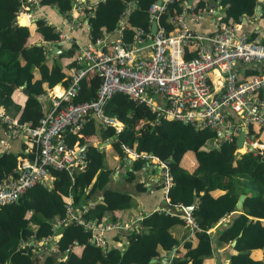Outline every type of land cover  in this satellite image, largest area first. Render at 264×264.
I'll list each match as a JSON object with an SVG mask.
<instances>
[{
	"label": "trees",
	"instance_id": "trees-1",
	"mask_svg": "<svg viewBox=\"0 0 264 264\" xmlns=\"http://www.w3.org/2000/svg\"><path fill=\"white\" fill-rule=\"evenodd\" d=\"M127 1H131V4L125 16L123 39H130L138 26L149 28L151 19L147 9L153 0L97 1L91 14L81 10L88 24L90 38L113 31ZM209 1L195 0L191 6L200 10L207 7ZM72 2L40 0L42 4L56 6L65 15ZM217 4L220 5L221 20L239 22L242 16L253 13L257 0H217ZM18 5V0H0V104L12 116L18 113V120L34 125L43 114L41 102L36 96L44 93L45 87H51L59 81L66 84L67 76L57 57L48 61L45 50V44L58 38V30L42 18H36L31 22V27L41 42L24 44L25 38L30 35L29 26L11 21ZM260 5L264 17V1ZM183 6V0L168 1L157 16L158 22L166 29L172 28L168 17ZM261 42L264 43V37ZM61 55L69 57L66 68L77 65L70 48L56 54L58 57ZM34 71L37 77H34ZM98 83L99 77L95 73L83 75L79 79L75 100L92 97ZM18 85H23L25 90L21 106L11 98L12 91ZM102 108L106 114L120 119L121 130L114 133L110 126L101 128L100 123L95 124L93 118L88 117L80 130L82 136H66L69 143L75 138L80 142L88 141L84 149L87 162L83 169L74 170L71 176L65 170L53 169L51 186L46 180L37 182L25 189L16 200L0 204V264H162L160 252L170 250L177 242L168 227L176 223L183 224V221L179 214H169L160 208L142 214L135 226L127 230L123 246L110 245L102 250L90 242L89 230L71 222L56 228L59 235L54 242L55 252H42L33 250L30 244H19L21 240L39 239L52 231L51 222L65 213L66 196L71 197L73 204L81 205L94 191L100 190L101 198L93 200L85 212V216L96 224L108 222L103 217L105 212L128 207L131 199L129 193L106 186L113 168L111 164L105 163V155L109 151L114 152L124 161L126 157H123L120 143L136 152L142 150L167 161L172 178V184L166 192L170 205L193 203L189 213L198 225L194 231L197 241L191 245L186 240L183 254L172 255L168 264H202L203 257L211 253L206 229L221 216L234 210L238 211L231 214L227 225L215 232L216 239L221 242L234 240L232 248L236 251L229 254L228 264H261V260L249 255V249L264 247V146L257 154L242 151L236 155L234 141L216 145L215 133L211 128H194L176 119H156L149 106L119 91L111 93ZM97 125L99 127L96 129ZM253 126L258 128L257 135L264 129ZM249 129L252 131V128ZM94 133L100 141L111 137V147L106 149L90 143L95 139ZM206 140H211V143L206 145ZM182 155L189 162L193 161V165L189 168L182 165ZM26 156L21 151L1 150L0 144V180L10 175L12 168ZM145 160L134 158L130 168L125 171V179H132L134 169L139 168ZM157 185L161 191L160 185ZM216 189L224 191L214 194ZM240 193L245 195L237 209L235 202ZM112 219L110 217L109 221ZM151 258L155 260L151 261Z\"/></svg>",
	"mask_w": 264,
	"mask_h": 264
},
{
	"label": "built area",
	"instance_id": "built-area-1",
	"mask_svg": "<svg viewBox=\"0 0 264 264\" xmlns=\"http://www.w3.org/2000/svg\"><path fill=\"white\" fill-rule=\"evenodd\" d=\"M97 1L103 0H81L71 6L91 14ZM168 1L159 0L157 3L153 0L148 6V17L155 21L153 33L150 28L138 26L130 39H123L125 18H122L131 4L127 1L113 31L76 43L72 47V58L77 65L69 68L67 83L61 85L57 92L49 93L52 106L36 124L20 121L0 108L3 133L6 136H24L32 152L31 157H23L12 168V173L0 180V204L16 200L37 182L46 180L50 184L53 169L65 170L70 176L74 170L83 169L87 162L84 149L88 141L80 142L75 138L69 143L66 136H82L80 130L88 117L95 118L102 127H112L114 133L121 130L120 119L106 114L102 108L106 98L115 91L149 106L156 119H176L194 128H211L216 145L235 142L242 131V151L253 154L261 151L264 144L249 128L252 125L264 128V98L259 95L264 89V43L261 42L264 31L255 29L253 34L236 33L239 23L221 20L216 10L214 30L209 34L195 32L186 24L185 15L191 22H196L205 10L212 8L195 10L184 0L183 8L168 17L172 28L166 29L158 22L157 16ZM18 2L15 15H30V6L40 4V0ZM60 40L74 41L69 34L58 30L55 41ZM186 48L194 53L186 57ZM239 62L254 64L255 73L239 75L236 69ZM209 72H214L215 77H209ZM86 73H95L99 77L96 91L89 99L75 100L79 79ZM225 107L234 117L226 114ZM90 143L97 144L94 140ZM0 144L6 146V139L0 137ZM120 147L123 157H139L154 162L162 198L168 201L166 192L172 178L167 162L145 151L136 152L123 143ZM65 200V213L51 222L50 233L30 242L21 240L19 244H30L33 250L55 252L54 242L59 235L56 228L71 222L89 230L93 244L102 250L108 248L110 245L103 231L119 229L122 224L116 220L96 224L87 218L85 212L93 200L81 205ZM179 215L190 232L198 229L189 211L182 209ZM141 217L139 214L135 220Z\"/></svg>",
	"mask_w": 264,
	"mask_h": 264
},
{
	"label": "crops",
	"instance_id": "crops-1",
	"mask_svg": "<svg viewBox=\"0 0 264 264\" xmlns=\"http://www.w3.org/2000/svg\"><path fill=\"white\" fill-rule=\"evenodd\" d=\"M80 1L81 0H73L72 5ZM194 1L195 0H190V3L187 4L192 5ZM261 1L264 0L257 1V4H259L260 6V13L258 14L256 12V5H257L256 4L254 6V11L252 15L241 17L240 21L238 22L239 26L236 29V33L249 34L252 33V31L255 29L264 31V17L261 16L262 15V10L260 5ZM209 2H213V4L210 6L212 10H205L202 13L201 17L196 22H191L188 19L187 15H185V22L188 25V27L191 28L193 31L201 34H209L214 30V26H215L214 11L217 10L218 14L221 13L220 5L217 4V0H210ZM28 12L30 13V15H26L24 13L22 14L25 17L26 21L29 19L28 23L26 21L24 22L26 23L25 25L29 26L30 28V35L25 38L24 44H27L28 42H35L36 44H39L41 42L37 32L31 27V25H33L31 22L36 18H42L47 23L53 25L56 30H61L69 34L72 40H74L73 42H68L67 40H60V41H53L50 44L49 43L45 44V50L47 51L48 54L47 55L48 61L51 62L52 57L53 58L57 57L59 62L61 63L62 70H65L66 72L65 75L66 77L69 68L72 67V66H69L68 68L65 67V63L69 61V57L66 55H61L58 57L56 56V54L60 53L63 50H66L67 48H70L72 50V47L76 43L87 42L88 38H90L88 34V24L81 9L70 6V8L67 10V13L65 15V14H61L58 11L57 7L54 5L40 3L38 5L30 6ZM52 44H56L57 46V48L54 49V52L52 49ZM193 52L194 51L191 50L190 48H186L185 50V54L193 53ZM236 67L238 74L242 76L256 71L255 65L248 62L247 63L239 62L236 64ZM34 77H37L36 71H34ZM209 77L214 78L215 77L214 72H209ZM61 85L64 84L59 81L54 85H52L51 87H45V92L36 96V98L39 99L41 102V109L43 113L48 111L52 106V101H51V97L49 96V93L54 92L56 88L58 91L59 88H61ZM260 91H262L261 97L264 98V89ZM11 98L14 102H16L21 106L25 98V90L23 89V87L19 88L16 86V88L11 93ZM0 108H2L5 111V108L1 104H0ZM223 110L226 112L228 116H233L231 110L228 107H225ZM17 115L18 113H16V115L14 116L17 117ZM93 120L95 121V124L99 123L95 118H93ZM98 127L99 125L96 126V129ZM100 127L103 128L102 126ZM251 128L258 141L264 144V129H261V131L257 135L256 130H258V128L256 126H253ZM85 136L92 137L91 135H84V137ZM94 136H95L94 137L95 139H93L94 142L96 143L102 142L99 140V137L96 133H94ZM0 137L5 138L7 142L6 146L1 145V150L11 149L14 152L21 151L27 155L26 157H31L32 155V152L30 151L31 146L29 142L24 138V136L22 135L6 136L3 133V125L0 124ZM104 141L106 143L100 147L109 149L111 147L110 138ZM240 149L242 150V147ZM235 150H236V144H235L234 153ZM109 152H107L105 155V163L111 164L113 169L111 170V178L107 181L106 186L109 188L118 189L129 193L131 199H130V205L128 207L121 209H113L112 212H105L103 214L104 215L103 217L106 218L108 221L109 218L111 217L113 219L110 221L116 220L118 221L119 224H122V227H120L119 229H110L103 231V235L107 238L109 245L123 246L126 242L125 234L127 230L131 229L132 226H135V223L137 221L135 220V217L137 215L144 214L146 212L159 208L165 209L169 214H179L182 211V208H179V206H172L168 201L163 200L162 193L157 185L158 184L157 168L154 166V162L152 160H145V162L139 168L134 169L133 171L134 176L132 177V179L126 180L124 177L125 171L130 168L131 161L133 159L127 157L124 159V161H121L116 153L114 152L109 153ZM193 163H194L193 161L189 162L188 159L185 157V155H182L181 158L182 165L189 168L191 165H193ZM48 185L51 186V183ZM223 191H224L223 189H216L213 192L214 194H217ZM100 198H101V191L98 190V191H94L89 197L86 198L85 201L99 200ZM65 199L71 200V197L66 196ZM239 208L240 207H238L237 209ZM237 211L238 210H234L228 214L221 216L214 224H212L210 227L207 228L206 232L209 234L210 242H211V253L203 257L202 264H228L229 254L236 251L235 249L232 248V244L234 243V240H231L228 243L221 242L216 239L215 232L216 229L227 225V223L230 221V217L233 215V213L235 214ZM168 230L177 239V242L170 250L160 252L159 258L161 260L166 259L165 264L169 263V260L172 255L176 254L181 256L183 254L185 250L184 242L186 240L187 242L189 241L191 245H195L197 241L196 237L194 236V232H190L185 227L184 224H177V223L172 224L168 227ZM30 241L31 238L27 242ZM249 255L253 258L261 260V264H264V247L249 249Z\"/></svg>",
	"mask_w": 264,
	"mask_h": 264
},
{
	"label": "water",
	"instance_id": "water-1",
	"mask_svg": "<svg viewBox=\"0 0 264 264\" xmlns=\"http://www.w3.org/2000/svg\"><path fill=\"white\" fill-rule=\"evenodd\" d=\"M186 3H190V0H185ZM257 1H260V0H257ZM157 3H159V0H156ZM213 4V2H209L208 3V6L207 7H210L211 5ZM56 9V8H55ZM129 10V7L127 9V11ZM256 12L259 14L260 13V6L259 4L256 5ZM126 16V14L123 16L122 19H124ZM262 16V15H261ZM11 21H16L19 25H25L26 23L24 22V18L21 14L19 15H15L11 18ZM155 30V21L152 20L151 23H150V31L153 33ZM57 46L56 44H52V49H53V52H54V49H56ZM17 87L21 88L23 87V85H18ZM243 132L241 131L236 139H235V144H236V150H235V154H239L241 152L240 148L242 147V140H243ZM114 136V135H113ZM106 142L105 141H102V142H97V146H103ZM166 163V161H164ZM244 197V193H240L238 196H237V199H236V202H235V207L238 208L240 207L241 205V201ZM193 206V203L189 204V205H184L182 206V209L186 210V211H189L191 209V207ZM90 242H92V239L90 240ZM151 261L154 260V258H151L150 259ZM163 264L166 263V259H162L161 260Z\"/></svg>",
	"mask_w": 264,
	"mask_h": 264
},
{
	"label": "rangeland",
	"instance_id": "rangeland-1",
	"mask_svg": "<svg viewBox=\"0 0 264 264\" xmlns=\"http://www.w3.org/2000/svg\"><path fill=\"white\" fill-rule=\"evenodd\" d=\"M211 143V140H206L205 144L208 145ZM241 150V149H240ZM242 151V150H241Z\"/></svg>",
	"mask_w": 264,
	"mask_h": 264
},
{
	"label": "bare ground",
	"instance_id": "bare-ground-1",
	"mask_svg": "<svg viewBox=\"0 0 264 264\" xmlns=\"http://www.w3.org/2000/svg\"><path fill=\"white\" fill-rule=\"evenodd\" d=\"M22 14H23V13H21V15H22ZM22 16H23V15H22ZM23 18H24V21H26L24 16H23ZM26 22H27V21H26Z\"/></svg>",
	"mask_w": 264,
	"mask_h": 264
}]
</instances>
